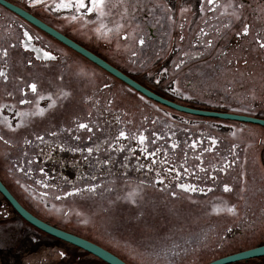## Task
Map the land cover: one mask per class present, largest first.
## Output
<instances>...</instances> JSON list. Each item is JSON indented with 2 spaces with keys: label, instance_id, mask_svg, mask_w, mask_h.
Segmentation results:
<instances>
[{
  "label": "flooded vegetation",
  "instance_id": "af4514ba",
  "mask_svg": "<svg viewBox=\"0 0 264 264\" xmlns=\"http://www.w3.org/2000/svg\"><path fill=\"white\" fill-rule=\"evenodd\" d=\"M6 1L27 10L62 33L65 32V35L87 49V44L81 40L87 38L93 41L94 47L90 51L166 99L190 107L249 114L264 119V48L260 47L264 43V0H216L215 4L202 0V5L200 3L198 7L201 15L197 27L190 26L191 11H187L188 14L181 11L178 17L171 19L173 26L168 33L158 31L156 25L149 26L157 20L152 19L150 12L138 13L136 18L145 27L141 35L137 33L132 41V30L125 29L116 34L113 45L110 41H96L92 32H85L80 27L81 23L75 22L76 18L73 19V15L69 14V9H74L75 4L62 7L60 0L39 4L47 7L45 9L38 4L35 5L38 8L28 6L26 0ZM87 5L86 8H78L79 14L82 11L90 14L94 12V16L96 9L89 11L91 0ZM56 7H60V11H53ZM245 26H248V34L241 35ZM28 36L32 39L29 40ZM45 52L55 59L45 57ZM109 53L117 54L114 60L117 58L121 62L109 59ZM178 55L179 67L171 68L172 71L181 68L178 72H184L185 79L177 80L171 75L154 83L147 76L155 69L160 70L169 65L174 59L172 57L177 58ZM181 56H185V59H181ZM54 67H59V71L53 81L49 73L44 72ZM77 67L79 69H74ZM100 68L0 4V71L5 73V76L0 77V137H3L0 140V178L21 204L33 214L38 212L34 208L38 204L35 196L37 182L43 181V187L47 184L39 178L40 169L45 168L44 163H39L41 156L38 153L41 155L42 150L51 152L52 166H59L60 162L62 170L54 175L68 181V174L65 173L69 168L68 157L62 160L63 157H55V154H68L70 146L75 148L74 140H79L76 150L83 157L86 155V141H91L90 137L85 138L86 135L103 129L96 120L100 109L95 104L100 102L105 109L110 107L116 114L117 110L123 113V133L126 137L129 133H138V138L141 135L146 138L143 144L138 138L132 143L129 141L128 149L137 158L135 164L140 159L141 166L147 172L152 165L163 176L161 179H164L165 174L171 175L169 180L176 187L183 183L195 185L199 189L188 192L190 194L185 191L179 193L200 195L206 199L217 196L240 200L233 202L237 205L235 211H228V216L224 217L227 222L209 225L208 252L200 256L199 261L206 259L205 263H208L226 255L263 246L264 173L256 179L254 190H257L248 196L236 191L233 181V185L229 184V172L237 166L253 165L264 169V126L177 111L143 96L103 68L108 74L102 75ZM72 70L82 71L86 78L80 76V80L70 81L69 72ZM229 72L238 80L217 79L226 77ZM38 74L52 81L43 82L37 79ZM33 83L37 86L35 93L29 88ZM238 85V88L242 87L239 93L236 91ZM70 99L73 106L77 107L74 125L79 132V137L75 136L73 142L70 141ZM59 108L63 110L60 117ZM25 109L30 111L23 112ZM172 115L177 116V119H172ZM79 124H86L88 128H80ZM246 126L247 129L244 128ZM240 128L247 131L241 135L242 144H230L228 132ZM251 128L260 131L261 135L250 132ZM38 137H43V140ZM121 139H117L114 144L120 146ZM193 143L195 148L191 147ZM173 144L177 146L172 147ZM15 167H19L18 172L14 170ZM170 168L173 171L169 172ZM221 168L224 170L221 171ZM81 171L85 176V171ZM177 171L180 172L179 178ZM225 185L233 191L218 192L219 189L224 190ZM67 188L64 187V190ZM244 197H257L258 200L254 207H240ZM229 215L240 218L233 217L232 220L236 222H230ZM6 216L8 218L9 215ZM47 222L60 227L57 222ZM227 264H264V255Z\"/></svg>",
  "mask_w": 264,
  "mask_h": 264
},
{
  "label": "rangeland",
  "instance_id": "374dc122",
  "mask_svg": "<svg viewBox=\"0 0 264 264\" xmlns=\"http://www.w3.org/2000/svg\"><path fill=\"white\" fill-rule=\"evenodd\" d=\"M201 1L105 0L102 9L103 14L96 10L94 16V12L91 14L85 12V14L82 11L79 14L78 8L80 7L77 0H60V6L75 4L74 9H69V14L76 18L75 22L81 23L80 27L85 32H92L96 41H110L113 45L116 34L125 29L132 30V41L137 33L141 35L145 27L136 18L138 13L150 12L152 19L155 18L160 23L157 24L158 21L156 20L149 26L156 25L158 31L168 33L171 30L170 27L173 26L171 19L178 17L181 11L184 14L191 11L189 15L190 26L195 28L199 25L201 13H199L198 7ZM84 3L87 5L89 0H84ZM38 6L41 7L42 5ZM42 7L47 9L45 6ZM53 11H60V7L54 8ZM155 43H157L156 40ZM172 58L174 59L170 61L169 65L160 70L155 69L152 74L147 76L154 83L171 75L177 80L179 78L185 79V73L178 72L181 68L172 71L174 66L180 64L179 55L177 58L175 56ZM181 59H185V56H181ZM58 68L54 67L43 72L49 73L50 78L54 81V75L59 71ZM28 76H32V74H28ZM80 76L86 78V74L82 71L72 70L69 72L70 81H78ZM37 79L43 82L52 81L42 74H38ZM217 79L238 80L232 72H229L226 77ZM85 81L87 82V80ZM49 85L54 86L55 84L49 83ZM238 87L239 85L236 86L237 93L242 88ZM73 105L70 99L69 123L73 135L70 139L72 142L75 136L79 137V132L74 125L77 107L75 108ZM95 105L100 109L96 120L101 123L99 126H102L103 129H97L94 134L86 135V139L87 137L91 138V141H86V155L83 157L81 152L76 150L79 140H74L75 148L70 146L71 150L68 154H55V157H63L62 160L68 157L69 168L65 170V173L68 174V185L65 178L54 175L59 174L62 168L60 162L59 166H52L50 163L51 152L42 150L40 151L41 155L38 153L41 156L39 163H44L43 166L45 167L42 172L40 171L39 178L45 180L48 187L44 188L41 182H37L35 196L38 204L34 205V208L47 219L64 224L114 250L131 264H201L200 256H204L208 252L207 229L209 225L224 223L227 220L224 217L228 216L226 215L228 209L236 208L237 205L233 202L240 200L231 197L213 196L206 199L199 197L200 195L191 194L189 196L187 194L190 193L178 189L172 180H169L171 175H164L161 171L164 175V179H161L163 176L159 175L152 165L147 172L141 166L140 159V162L134 163L137 158L128 149L130 143L137 140L138 133L131 135L128 132V137L120 135L125 126L123 113L117 110L118 114H116L110 107L105 109V106L100 102H96ZM28 111L30 110L25 109L23 112ZM58 111L60 117L63 110L59 108ZM171 118L177 119V116L172 115ZM3 121L5 120L3 119ZM244 128L247 129V126ZM244 131L240 128L228 132L229 143L242 144L240 142L241 135L247 133ZM249 131L258 135L261 134L258 130L254 131L253 128ZM95 139L96 142L94 143ZM117 139H121L119 141V143L121 142L120 146L114 144ZM249 143L252 142L249 141ZM88 147L93 150L88 152ZM52 155L54 156V154ZM18 168L15 167L14 170L18 172ZM11 169L13 171L12 167ZM81 169L85 171V176ZM45 171L47 172L46 175H44ZM262 173H264V169L253 165L248 167L237 166L230 169L229 184H232L233 181L236 191L244 192L245 195L249 196L250 192L257 190H254L256 188L255 182L259 175H263ZM14 174L18 175L15 172ZM36 180L38 181V179ZM160 180H163L164 183H158ZM64 187L68 188L64 190ZM89 187H95L96 191L84 190ZM77 189L81 190L79 194L67 195L69 192H76ZM179 191L187 194L179 193ZM173 192L176 193V198L171 194ZM218 192L223 193L225 191L219 189ZM129 193L135 195L130 198ZM132 200H135V203ZM257 200V197H244V203L240 207H254ZM6 214L9 215L8 218ZM233 217L240 218L229 215L230 222H236L232 220ZM0 262L1 264H106L95 256L70 244L61 243L56 238L24 222L10 208L1 194Z\"/></svg>",
  "mask_w": 264,
  "mask_h": 264
},
{
  "label": "water",
  "instance_id": "95a60500",
  "mask_svg": "<svg viewBox=\"0 0 264 264\" xmlns=\"http://www.w3.org/2000/svg\"><path fill=\"white\" fill-rule=\"evenodd\" d=\"M0 4L4 5L8 9L16 13L17 15L25 19L26 21L30 22L38 29L54 37L64 45L82 54L83 56H85L86 58H88L89 60H91L92 62H94L95 64H97L98 66H100L101 68L112 74L113 76L125 82L129 87L133 88L135 91L139 92L143 96L155 102H158L160 104H163L167 107H170L172 109H175L177 111L186 114L202 116V117H210V118H219L224 120L238 121L243 123L258 124L264 126V119L255 117L253 115L240 114L234 112L205 110V109L190 107L166 99L163 96L152 91L151 89L145 87L144 85L133 79L132 77L128 76L120 69L113 66L112 64H110L109 62H107L106 60H104L94 52L85 48L75 40L71 39L61 31L57 30L48 23L39 19L34 14H31L27 10L6 0H0ZM0 193L12 205V207L19 214V216L22 217L26 222H28L31 226L35 227L36 229L54 238L67 242L68 244L75 246L95 256L96 258L102 260L107 264H129L122 257L117 255L113 251L107 249L106 247L100 245L99 243H96L86 237H83L71 231L55 226L45 221L44 219L38 217L37 215L33 214L31 211H29L26 207H24L21 204V202L13 195V193L4 184L1 178H0ZM261 255H264V245L252 249L244 250L238 253L226 255L224 257L218 258L216 260H213L205 264H227L239 259H244L252 256H261Z\"/></svg>",
  "mask_w": 264,
  "mask_h": 264
},
{
  "label": "snow or ice",
  "instance_id": "6c2138e0",
  "mask_svg": "<svg viewBox=\"0 0 264 264\" xmlns=\"http://www.w3.org/2000/svg\"><path fill=\"white\" fill-rule=\"evenodd\" d=\"M37 2H39V0H37ZM207 2H208L209 4H215V3H216V0H207ZM77 3H78V6H79L80 8H86V7H88V6L84 3V0H77ZM104 5H105V0H91V8L89 9V11H91L92 9H96V10L100 11L101 14H103L102 9H103ZM61 6H62V7H69L70 4H63V5H61ZM73 19H75V17H73ZM201 31L203 32V30H201ZM203 34L206 35V33H203ZM247 34H248V26H245V28H244L243 32L241 33V35H247ZM26 35H27V34H26ZM28 39L31 40L32 37H31V36H28ZM140 43L142 44L143 41L141 40ZM260 47H261V48H264V43H261V44H260ZM5 55H6V52H5ZM44 55H45V57H47V58H49V59H55V57H54V56H51L50 53L45 52ZM178 67H179V65H178ZM2 76H5V73L2 72V71H0V77H2ZM29 88H30L31 91L34 92V93L37 91V86H36V84H34V83H33V84H30V85H29ZM174 90H175V89H174ZM48 99L51 100V97H48ZM53 103H54V102H53ZM42 113H43V110H41L40 114H42ZM78 127H80V128H88V125H86V124H79ZM89 131H91V129H89ZM120 135H121V136H125V134H124L123 132H121ZM2 139H3V137H0V140H2ZM38 139L43 140V137H38ZM138 139H139L140 143L143 144L146 138H145L143 135H141V136H139ZM176 146H177V145H175V144L172 145V147H176ZM195 146H196L195 143H193V144L191 145V147H193V148H195ZM209 150H210V149H209ZM87 151H88V152H91L92 149L89 148ZM151 155H155V153H152ZM228 166H230V165H225V167H228ZM220 170L223 171L224 169L221 168ZM41 171H43V170L41 169ZM168 171L171 172V171H173V169L170 168V169H168ZM185 172H187V169H185ZM45 175H46V173H45ZM176 175H177V178H179V176H180V172L177 171ZM41 183H43V181H41ZM158 183L163 184L164 181H163V180H160V181H158ZM44 187H48V185H47V184H44ZM178 187H179L181 190L185 191V192H196V191L199 190L195 185H191V184H183V183H182V184L178 185ZM84 190H85V191H89V192H95V191H96V188H95V187H89V188L84 189ZM210 190H211V189H209V191H210ZM231 190H232V189H231L229 186L225 185V187H224V191L228 192V191H231ZM80 191H81L80 189H77L76 192H69V193H67V195H69V196H71V195H76V194H79ZM171 194H172L173 196L176 195L175 192H173V193H171ZM133 195H135V194H134V193H129V197H130V198H131ZM57 198H59V197H57ZM132 202L135 203V200H132ZM228 211H229V212H234L235 209L230 208V209H228ZM61 255H63V253H61Z\"/></svg>",
  "mask_w": 264,
  "mask_h": 264
},
{
  "label": "trees",
  "instance_id": "16d2710c",
  "mask_svg": "<svg viewBox=\"0 0 264 264\" xmlns=\"http://www.w3.org/2000/svg\"><path fill=\"white\" fill-rule=\"evenodd\" d=\"M65 33V32H64ZM67 34V33H66ZM73 38H74V36H73ZM75 39V38H74ZM76 40H77V38H76ZM83 43H85V45L89 48V49H93V47H94V42L93 41H90L89 39H87V38H83L82 40H81ZM91 42V43H90ZM125 54V53H124ZM116 55L117 54H115V53H113L112 55H111V53H109V55H108V58L109 59H113L114 60V58L116 57ZM115 60H117L118 62H121L120 61V59H115ZM114 60V61H115ZM124 62V61H123ZM101 69V68H100ZM102 71H100L101 72V74L103 75V73L104 74H108L106 71H104L103 69H101ZM110 75V74H109ZM118 80V79H117ZM120 83H123L122 81H120V80H118ZM124 84V83H123ZM261 135V134H260ZM263 135V134H262ZM34 214L35 215H37L38 217H40V218H42V219H44L45 221H50V222H52V220H50V219H47L46 217H44V216H42V215H40L38 212H34ZM52 223H54V222H52ZM55 224V223H54ZM60 227H62V228H64L65 230H68V231H71V232H73V233H76V234H78V235H81V236H83V237H86V238H88V239H90V240H92V241H94V242H96V243H99V242H97V241H95V240H93V239H91V238H89V237H87V236H85V235H83V234H81L80 232H77V231H75V230H73V229H70L68 226H65L64 224H58ZM100 245H102V246H104L103 244H101V243H99ZM104 247H106V246H104ZM107 249H109L108 247H106ZM109 250H111V249H109ZM111 251H113L114 252V250H111ZM114 253H116V252H114ZM117 255H119L120 257H122L124 260H126L123 256H121L120 254H118V253H116ZM206 259H204L202 262H200L201 264H204L206 261H205ZM129 264H131L128 260H126ZM107 264V263H106Z\"/></svg>",
  "mask_w": 264,
  "mask_h": 264
},
{
  "label": "built area",
  "instance_id": "2783aa9c",
  "mask_svg": "<svg viewBox=\"0 0 264 264\" xmlns=\"http://www.w3.org/2000/svg\"><path fill=\"white\" fill-rule=\"evenodd\" d=\"M52 0H39V2H37V0H26L27 2V5L28 6H35V5H39V4H43V3H46V2H50ZM89 13V12H87Z\"/></svg>",
  "mask_w": 264,
  "mask_h": 264
}]
</instances>
